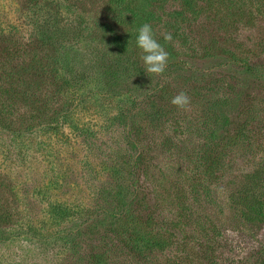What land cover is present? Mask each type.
Instances as JSON below:
<instances>
[{"label":"rangeland","instance_id":"obj_1","mask_svg":"<svg viewBox=\"0 0 264 264\" xmlns=\"http://www.w3.org/2000/svg\"><path fill=\"white\" fill-rule=\"evenodd\" d=\"M261 160L263 0H0V264H264V206L231 202ZM177 185L205 231L170 224ZM142 216L172 243L144 246Z\"/></svg>","mask_w":264,"mask_h":264},{"label":"trees","instance_id":"obj_2","mask_svg":"<svg viewBox=\"0 0 264 264\" xmlns=\"http://www.w3.org/2000/svg\"><path fill=\"white\" fill-rule=\"evenodd\" d=\"M57 127H58V123L54 124L53 127L48 126V128H52V129H55ZM26 133H28V131H26L25 134ZM18 134L23 135L24 133L19 131ZM239 134H243V129H240ZM172 185L173 182L170 181V187ZM175 188L177 189L176 192L178 197H177V201L171 203V205L174 207V213L169 218L170 224L174 225L176 228L181 226L182 229L184 230H191L197 232L205 231L207 228L206 227L207 222L203 220V216L201 215L202 204L196 206L193 205L192 203H188L182 198L184 197L185 194L184 191H186L184 187L183 186L178 187L177 185V187ZM263 192H264V160H261L258 161L255 169L242 175L241 183L239 185L238 190L234 195L231 196L232 198L231 202L233 206H235V208L247 220L254 219L256 216H260L262 213V208L264 205L260 197H262L261 194ZM130 208L126 206L123 211V214L130 212L131 211ZM55 213L56 216L58 217L57 220L58 222L60 221L63 222L68 219L70 220L72 219L70 218V216L74 215L62 208L55 209ZM114 216H115L114 217L115 222L120 220V217L117 214H115ZM142 220H144L143 225L144 228H146V232H143L142 237L140 236L139 238L143 242L144 246L150 249H152L153 247L158 249H165L168 245L172 243L170 237L171 234L167 235L165 234V232H161L159 230L154 231V229H152L153 227H151V223L147 216H145V218L142 216ZM145 224L147 226H145ZM191 225H193V227ZM137 231H135L136 234H139ZM31 232H32L31 233L32 236L35 239H37L40 236V233L38 231L37 232L31 231ZM181 232L183 231L181 230ZM55 234L58 236L59 233H55ZM50 247H52V245L49 246V248Z\"/></svg>","mask_w":264,"mask_h":264},{"label":"clouds","instance_id":"obj_3","mask_svg":"<svg viewBox=\"0 0 264 264\" xmlns=\"http://www.w3.org/2000/svg\"><path fill=\"white\" fill-rule=\"evenodd\" d=\"M164 39L165 41H171V34L165 35ZM136 44L142 52L141 58L147 73L155 76L163 74L168 67L169 53L154 38L150 24L144 23L138 29ZM171 104L180 110H188L191 105V98L185 92H180L171 99Z\"/></svg>","mask_w":264,"mask_h":264}]
</instances>
